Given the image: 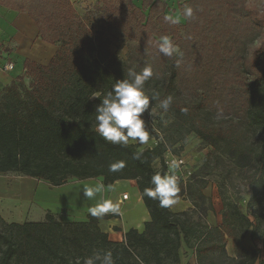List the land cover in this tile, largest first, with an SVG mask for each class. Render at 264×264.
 Here are the masks:
<instances>
[{"label":"trees","instance_id":"trees-1","mask_svg":"<svg viewBox=\"0 0 264 264\" xmlns=\"http://www.w3.org/2000/svg\"><path fill=\"white\" fill-rule=\"evenodd\" d=\"M99 1L111 11L107 22L124 35L153 44L158 51L162 36L171 39L179 51L172 57L161 53L166 69L157 89L161 100L171 95L168 111L188 125L186 133L194 132L236 169L250 171L252 189H264V4L188 0L194 16L181 25L164 20L165 0H142V8L135 0ZM114 2L120 7H113ZM0 5L29 14L39 38L60 45L47 65L26 60L24 73L0 92V174L36 178L53 187L71 179L103 178L105 186L136 181L150 216L142 232L128 230L122 243L111 241L102 230L100 222L108 215H88L87 221L72 223L59 221L51 212L43 222L9 224L0 218V264H84L94 252L107 250L115 264H182L183 245L194 252L197 264H264V212L247 213L238 198L223 195V221L213 227L193 221L187 211L161 208L143 196V190L152 187L153 174L166 172L164 166L156 167L168 150L165 140L152 150H141L132 143L110 144L95 133V108L116 81L125 78V69L103 65L101 46L71 0H0ZM159 10L163 16L155 20L162 27L156 29ZM182 77L192 92L186 103L175 98ZM234 88L240 91L237 97ZM222 109L236 116V121L228 118L243 128L241 135L224 128L225 119L213 120L212 112ZM246 133L255 136L245 142ZM138 151L140 159H135ZM121 161L122 169L109 170ZM189 198L201 216L207 215L208 200L200 189L191 190ZM263 201L262 193L249 204Z\"/></svg>","mask_w":264,"mask_h":264},{"label":"rangeland","instance_id":"rangeland-1","mask_svg":"<svg viewBox=\"0 0 264 264\" xmlns=\"http://www.w3.org/2000/svg\"><path fill=\"white\" fill-rule=\"evenodd\" d=\"M73 4L83 20L86 27L90 30L93 35L94 42L100 47V59L104 66L110 65V67H123L125 69V76L129 70H135L140 72L145 66L151 65L153 69V76L149 81L146 82V90L151 96L153 94L157 95L158 99L155 102V115L152 117L149 112H145L143 118L146 124L153 131L150 132V139L147 144L140 145L138 143H132L140 147L141 150L150 147L157 137H163L166 145L170 148L173 153L184 156L187 160L189 167L196 174L191 180L187 188L180 186L179 199L183 198L187 200L189 197V192L203 193L204 191H209L212 194L211 189H214L216 197L206 196L207 200L205 207H207V215H200V207L193 208V202L191 198L192 206L187 211L189 217L195 222H199L202 225H214L209 224L208 215L210 212L215 213L217 216H222L223 212V195L228 197L238 198L241 202L242 209L250 214H262L264 212V201L263 202H251L249 201L253 196H261L264 194V189L257 188L252 189L249 185L250 171H241L236 169L232 162L219 155L214 149L203 143L202 140L194 134V132L186 133L189 129L188 125L182 121L180 123L177 120V116L170 111L164 112L159 108V102L161 97L158 94V87L160 83L163 82L165 75V62L162 54L155 48L153 44L143 45L141 42L134 40L131 37L124 35L121 31L117 30L111 26L107 19L111 14V11L104 2L99 0H72ZM188 0H165L166 10L165 15L177 14L186 5ZM258 6L262 7L264 0H252ZM134 4L138 8H142V0H135ZM113 7L119 8L120 4L114 2ZM127 12H133V9L127 8ZM147 14V13H146ZM163 16V14L158 11V15L154 17V20ZM184 19H181L179 24H185ZM137 23L133 25L134 29L137 28ZM160 23L155 20V28L161 29ZM179 33H183L182 26H178ZM60 45H58L59 47ZM175 98L178 102L186 103L192 97V92L190 90V84L188 80L182 77L180 81L179 89L176 90ZM232 95L237 97L240 95V91L236 88L232 90ZM96 96H94L95 98ZM154 106V102L150 104L151 107ZM233 116L234 121H236V116L232 112H228L224 109L219 112L213 111L212 118L214 121H219L220 119H225L222 122L224 128H228L238 133L242 134V127H238L234 121L229 120L228 117ZM232 118V119H233ZM224 121V120H221ZM182 126V127H181ZM248 134V135H247ZM255 136L253 134L246 133L243 138L249 141L248 138ZM152 136L155 139H152ZM131 143V142H130ZM159 163L156 161V167ZM96 183H103V178H96L87 181H80L77 179H71L68 181L67 186L80 187L85 185H94ZM104 184V183H103ZM107 190V189H106ZM105 190V191H106ZM58 189L53 187L49 182L44 180L30 178L27 176L17 175L14 173L0 174V218L7 223H25V222H43L46 219L48 212H51L55 217L63 223H72L65 219L69 217V209L63 207L60 212L53 213L49 207L51 205L48 202L49 197L54 195L57 197ZM129 195L134 194L133 190H129ZM186 193V195H185ZM195 196H193V199ZM57 199V198H56ZM243 200L247 203L244 204ZM56 201V200H55ZM51 208V207H50ZM183 213V212H182ZM253 220V217H251ZM223 221V220H222ZM0 227H2L0 223ZM249 242L253 244L250 240ZM258 247L262 248L263 244L259 241L254 243ZM232 245L229 243L227 246L228 255H233ZM181 257L188 258L194 252L183 245L180 251ZM24 264V263H20Z\"/></svg>","mask_w":264,"mask_h":264},{"label":"clouds","instance_id":"clouds-1","mask_svg":"<svg viewBox=\"0 0 264 264\" xmlns=\"http://www.w3.org/2000/svg\"><path fill=\"white\" fill-rule=\"evenodd\" d=\"M194 16V9L185 5L177 14L165 15L166 22L176 24L184 20H190ZM159 52L164 56L172 57L178 53V48L168 36H162L159 40ZM182 55V53H180ZM153 76L151 65L145 66L142 71L129 70L124 79L116 81L112 89L101 99V103L95 108V133L106 142L113 145L128 146L129 143L147 144L150 139V132L153 131L146 124L143 118L145 112L150 116L155 115V108L158 97L149 95L146 90V82ZM173 97L167 96L159 102V108L167 112L172 104ZM154 106L150 109V104ZM154 140L155 137L152 136ZM141 153H134L135 159H140ZM125 166L123 161L112 164L109 170L118 171ZM170 169L178 167L173 160ZM152 187L143 190V196L159 202V207L170 208L179 201L180 180L174 171L165 173L156 172L151 176ZM111 191V185L103 183L85 185L82 187L83 197L86 201L96 202L88 207V214L95 218H103L106 214H118L119 203L103 197L105 190ZM80 191V193H81ZM99 197V199H97ZM127 198L126 195L124 197ZM84 264H115L111 250L97 251L85 258Z\"/></svg>","mask_w":264,"mask_h":264},{"label":"crops","instance_id":"crops-1","mask_svg":"<svg viewBox=\"0 0 264 264\" xmlns=\"http://www.w3.org/2000/svg\"><path fill=\"white\" fill-rule=\"evenodd\" d=\"M58 50V45L47 43L39 38L38 26L29 14L17 12L0 5V92L24 73L26 60H31L40 65H47ZM7 63L14 64V69L11 72L3 71V66ZM64 186L57 187V197L54 195L47 199L51 203L49 209L53 213H57L63 207H67L70 213L65 220L69 222L87 221L89 215L87 209L96 201H86L80 187ZM111 189V191H104L102 195L106 199L113 200L114 203L118 202L120 212L118 214H106L109 217L101 220L100 226L109 235L111 241L122 243L128 230L136 229L142 232L145 224L150 220V216L143 203L136 181H117L111 186ZM129 190L134 191L132 196L129 195ZM211 192L212 194L208 190H203L205 196L215 198L214 189H211ZM124 195H128L125 200L123 199ZM188 198L186 197L187 200L179 199L178 203L171 208L173 213L188 211L192 206ZM208 221L209 224L217 227L222 224V216H216L215 213L210 212ZM181 261L182 264H197L194 254L188 258L181 257Z\"/></svg>","mask_w":264,"mask_h":264},{"label":"built area","instance_id":"built-area-1","mask_svg":"<svg viewBox=\"0 0 264 264\" xmlns=\"http://www.w3.org/2000/svg\"><path fill=\"white\" fill-rule=\"evenodd\" d=\"M14 69L13 63H7L3 66L4 72H11ZM164 138L157 137V139L153 142V144L150 147H147V149H153L155 146H157L159 143L163 142ZM175 160L178 164V167L170 169L169 165L170 163ZM158 169H160L162 166L166 168V172L174 171L175 174L179 177L180 180V186L187 188L190 184L191 180L193 179L194 171L189 167L187 160L184 158V156L173 153L170 151V148L166 151L165 155L163 156L162 160L158 161ZM125 195L123 196V199L125 200ZM128 198V195H126ZM126 198V199H127Z\"/></svg>","mask_w":264,"mask_h":264}]
</instances>
